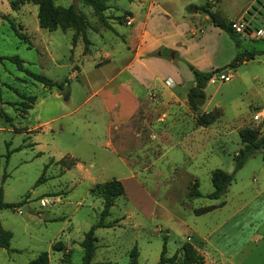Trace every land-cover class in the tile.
<instances>
[{
    "label": "rangeland",
    "instance_id": "1",
    "mask_svg": "<svg viewBox=\"0 0 264 264\" xmlns=\"http://www.w3.org/2000/svg\"><path fill=\"white\" fill-rule=\"evenodd\" d=\"M11 1L0 0V190L4 202L19 201L21 206L0 208V223L12 234L10 250L0 247V264H28L42 251L48 252V264H82L80 243L99 220L103 207V199L93 187L112 178L122 181L124 193L105 217L111 226L94 231L97 241L92 263L128 264L129 251L136 246L137 264H156L164 241L167 256L185 241L202 250L204 246L195 239H185V225L202 227L229 217L235 220L233 225H242L237 233L243 239L249 224L261 218L256 206L264 202V194L257 197L255 187L264 183V148L235 173L224 195L228 210L198 217L193 209L224 199L205 195L213 189V169L233 171L234 155L243 147L238 130L264 131V54L234 69L226 68L229 80L214 74L204 88L206 99L198 111L180 94L178 99L166 96H185L194 84L192 64L185 56L205 69L221 68L233 59L237 48L227 34L222 42L206 41L205 37L198 41L200 35L196 34L189 55L173 57L172 51L164 53L162 60L132 63L131 83H137L134 86L140 94L147 90V96L134 102L127 121L115 124L129 109L126 99L131 98L127 91L132 84L127 75L122 74L102 92L107 99L96 91L129 61L134 54L130 48L136 49L140 43L127 16V10L136 14V4L110 0L105 12L112 26L109 29L98 22L90 6L77 0H54L60 6L74 3L89 26L98 28L97 32L87 29L91 44L83 54L81 39L72 45L73 29L41 28L36 4L27 2L13 9ZM253 4L242 16L247 33L240 38V51L264 49V0ZM246 6L219 8L231 18ZM123 15L122 22L115 18ZM3 16L20 25L29 36V45L15 35ZM13 56L23 60L22 68L10 59ZM27 71L61 86L44 87ZM169 78L172 85L166 87ZM63 87L65 93H61ZM67 92L68 99H64ZM18 93L35 96L26 112L19 110L23 98ZM119 100L125 111L116 116L121 104L115 102ZM214 108L221 111L219 119L207 126L195 123L197 113ZM71 162L74 165L68 169ZM194 188L202 196L189 198L187 192ZM45 198L50 203L42 206L40 200ZM245 202V210L232 216ZM55 243L63 249L54 250Z\"/></svg>",
    "mask_w": 264,
    "mask_h": 264
},
{
    "label": "trees",
    "instance_id": "2",
    "mask_svg": "<svg viewBox=\"0 0 264 264\" xmlns=\"http://www.w3.org/2000/svg\"><path fill=\"white\" fill-rule=\"evenodd\" d=\"M83 5H88L92 9V13L97 17L98 22L102 24L103 27L111 29L112 26L109 23V17L105 13L110 7V0H77ZM32 2L38 6L37 19L38 24L41 28L47 30H55L57 28L66 31L67 29H73L74 32L71 37L72 45L75 46L77 41L81 39L84 47L83 54L89 52V46L91 44L90 39L87 35V29L91 28L93 31L97 32V27H90L87 18L84 13L78 10L74 3H70L68 6H60L55 4L54 0H12L11 7L16 9L21 4ZM205 12L210 22L223 30L227 35L233 40L237 51L233 59L225 66L221 68H215L208 71H202L197 68H191L193 75L194 84L188 89L187 92V103L193 111H198L203 105L206 99L205 86L213 75L226 68L234 69L239 64L244 61L251 60L257 54H264V49L251 50V51H240V38L242 34H237L230 27L232 20L224 19L217 11L211 8L209 3H206L200 7H197ZM128 14H131L128 12ZM10 23L15 35L30 44L29 36L21 31L20 25H18L14 19H10L7 16H3ZM119 22L124 20L125 15L115 17ZM244 38V36H243ZM1 59V58H0ZM11 60L15 61L19 68H22L21 60L18 56L10 57ZM27 74L34 80L40 82L44 87L52 88L53 86H61V84L53 81L52 79L37 73L27 71ZM18 95L23 98L20 101V111L26 112L32 107L35 101V96L26 95L24 93H18ZM69 93L64 94V99H68ZM221 116V111L218 108H214L210 111L199 112L194 116V121L199 126H207ZM240 141L243 147L234 155V168L232 172H226L220 168H215L211 171L210 178L213 189L211 192L207 193L205 196L209 199H220L226 192L228 186L234 180L235 173L242 168L246 160L253 157L256 152L264 148V131L261 132L258 128L243 127L238 130ZM8 156V154H7ZM60 161H63L61 159ZM74 165V162L69 163L66 167L69 169ZM5 177V175H4ZM3 177V178H4ZM42 180V176L38 179L37 183ZM196 186V181L193 183ZM93 190L103 199V207L100 212L99 220L92 224L87 232H85L84 237L81 241V246L83 248L82 264H95L92 263V257L96 249L97 238L95 236V229L99 227H109L111 223L105 222V217L109 215L110 208L112 207L114 200L124 193V186L121 180L117 178H112L101 183L95 184ZM189 198L200 197L202 193L200 190L194 188L187 192ZM224 205V201L221 200L216 204L204 205L193 209L195 215H201L209 212L217 207ZM21 206V202H4L2 200L1 190H0V208L15 209ZM11 232L2 227L0 223V247L6 250H10V239ZM54 250H62L61 246L57 243L52 245ZM48 252L42 251L35 258L31 259L28 264H48ZM138 262V250L136 246H133L129 251L128 264H137ZM203 256L196 249V247L189 241H185L176 250V252L171 255H166V244L165 241L162 245L160 251L159 259L156 264H202Z\"/></svg>",
    "mask_w": 264,
    "mask_h": 264
},
{
    "label": "crops",
    "instance_id": "3",
    "mask_svg": "<svg viewBox=\"0 0 264 264\" xmlns=\"http://www.w3.org/2000/svg\"><path fill=\"white\" fill-rule=\"evenodd\" d=\"M130 1L136 4L137 10L136 14L133 10H127V16H130V19L133 22L132 33H135L140 38V43L137 44L136 49L130 48L131 50H133L134 54L130 57L129 61L121 66L117 70V73L113 75L108 82L97 88L96 92H101L100 96L103 99H107L108 95L102 94V92H104V90L111 82L117 80L122 74L127 75V81H129V83L134 81L132 77V63L147 64L152 60H162L165 57L164 53H169L172 51L173 57H175L176 55H189L192 52L190 48V45L193 44L192 36L196 34L200 35L198 41L203 40L205 37V39H207L206 41L214 39L218 42H222L224 39L223 34L227 33H225L217 26L213 25L210 22L208 15L197 7L209 3L211 5V8L217 11L224 19L234 20L244 16L245 11L249 9V6H253V3L255 1L260 0ZM240 4L247 5L245 10H239L236 15L231 18H227L223 10L219 8V6L221 5L236 6ZM138 11H140L139 14ZM128 12H130L131 14H128ZM137 18L139 19L137 20ZM203 45L205 46V44ZM185 60L192 64L191 68H197L202 71H208L216 68L210 66V68L205 69V67L202 66L200 62L194 60L191 57L185 56ZM135 84L137 83L132 84V86H130L129 90L127 91L131 96V98L127 97L128 99H126L129 102L130 110L128 109V112L124 115V118L116 120L113 123L121 124L127 121V119L130 117L131 111L135 106H133L134 102H138L139 98H146L147 90L146 92H142L140 94L137 87L134 86ZM164 85L166 87L171 86L166 84V81ZM178 94H180L183 100L187 102V94L184 96V94L181 93H171L166 97H174L178 99ZM115 103V105H118V103L121 104L120 100ZM123 105H119L120 108L116 110V116L122 115L124 113L123 111H125V109H123ZM106 142L107 141H105L104 143ZM230 186L231 184L228 186V188H230ZM140 190L142 193L145 192V190L141 188ZM255 192V195H257V197L264 194V183L261 182L259 185H257L255 187ZM223 201V206L217 207L209 212L196 216L212 217L217 212H223L222 210L225 209L228 210V201L225 199V196ZM245 208L246 202L245 204L238 207L236 211L231 215H238L242 213ZM256 212L261 214V218L260 220H254L251 224H249L247 232L248 234L246 236L243 235V239H240L239 234L237 233V231L242 229V225H233V222L235 220L231 219L230 217L218 223H214V221H211L210 224L205 223V225L202 227H199L196 224L185 225L188 228V230L186 231L185 239L187 237H189L190 240L195 239V241H197L199 245L202 244L204 246V249H199V252L203 256V263L205 262L206 264H264V202L256 206ZM255 223H257L256 226Z\"/></svg>",
    "mask_w": 264,
    "mask_h": 264
},
{
    "label": "built area",
    "instance_id": "4",
    "mask_svg": "<svg viewBox=\"0 0 264 264\" xmlns=\"http://www.w3.org/2000/svg\"><path fill=\"white\" fill-rule=\"evenodd\" d=\"M230 27L234 30L235 33L237 34H242V35H245L244 33H247L246 30H247V23L246 21L244 20V18H238V19H234L231 21L230 23ZM259 34H262L263 30H260L258 31ZM215 77V76H214ZM214 77L210 79V81L212 82L214 80ZM220 79H223V80H229V74L227 72V74L225 75H222L219 77ZM166 84L168 85H172V80L171 79H166ZM48 203H50V200L49 199H41L40 200V204L42 206H45L47 205Z\"/></svg>",
    "mask_w": 264,
    "mask_h": 264
},
{
    "label": "water",
    "instance_id": "5",
    "mask_svg": "<svg viewBox=\"0 0 264 264\" xmlns=\"http://www.w3.org/2000/svg\"><path fill=\"white\" fill-rule=\"evenodd\" d=\"M227 70L226 69H224V70H222V71H219V72H217V73H215V77H220V76H222V75H225V74H227ZM66 90H67V88L66 87H63L62 88V90H61V93H65L66 92ZM24 210H27V207H24L23 208Z\"/></svg>",
    "mask_w": 264,
    "mask_h": 264
}]
</instances>
